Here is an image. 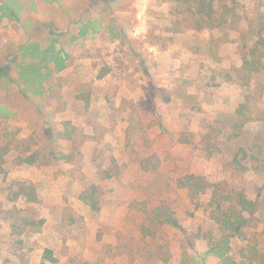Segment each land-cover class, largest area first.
Here are the masks:
<instances>
[{"label": "rangeland", "instance_id": "374dc122", "mask_svg": "<svg viewBox=\"0 0 264 264\" xmlns=\"http://www.w3.org/2000/svg\"><path fill=\"white\" fill-rule=\"evenodd\" d=\"M4 2L14 14L0 20V139H25L42 164L0 173V264H220L209 246L218 225L175 185L189 173L263 199L230 254L264 252V176L248 161L254 143L264 155V74L245 83L238 71L264 33V0ZM87 91L88 108L77 98ZM238 148L246 169L228 165ZM15 180L36 184L40 200L12 199ZM91 183L99 210L79 198ZM144 200L175 211L150 246ZM128 241L132 263L118 251Z\"/></svg>", "mask_w": 264, "mask_h": 264}, {"label": "trees", "instance_id": "16d2710c", "mask_svg": "<svg viewBox=\"0 0 264 264\" xmlns=\"http://www.w3.org/2000/svg\"><path fill=\"white\" fill-rule=\"evenodd\" d=\"M7 2H4L0 6V10L2 11L0 20L3 15L12 16L14 14L11 4ZM258 37L259 40L251 47L248 57L238 67L240 77L245 83L249 82L256 74H264V33H258ZM77 98L85 102L86 108L90 106V91L79 93ZM248 109V105L242 103L237 112L241 116H246ZM260 116L261 119H264V112L259 115V118ZM211 136L212 134L209 133L201 141L203 150L207 156H212L221 150L218 140L213 141ZM0 140V173L6 174L5 167L8 162L16 166L42 164L40 153L36 150L32 151L25 139L10 136L8 133H2ZM181 141L190 143L189 133L183 132ZM260 148L256 143L251 146L254 152L250 154L248 161L253 163L256 172L264 176V155ZM236 150L237 152L228 161V165L235 169L234 166L237 164L239 167L242 166V168L246 169L247 166L242 165L241 158H239V152L242 149L238 148ZM14 151H17V153L11 156ZM243 152H248V149L243 148ZM69 156L61 155L62 158L66 159H69ZM175 185L177 188L185 189L190 201L195 203L196 206L200 207L205 203L204 205L210 218L218 225L221 235L219 239L210 241L209 246L210 252L221 259L220 264H264V252L260 251L255 245L250 246V251L242 248L241 260H237L230 254L232 250L230 244L232 237L242 232V229L248 224L252 216L259 210L263 199L261 201L252 199L245 191L227 187L222 182H212L204 174L189 173L182 175L176 178ZM262 189H264V181ZM9 190L12 199L24 197L28 202L33 203L40 200L37 186L31 182L15 180L12 185H9ZM204 195H209L207 201L201 200V197ZM101 197L102 188L95 183L88 185L79 195V198L93 210L101 208ZM138 205L139 207L137 208L145 215V219L140 226L141 236L146 245L150 246L151 243L156 242L163 225L174 216L175 211L170 204L164 202L150 206L144 200L139 202ZM262 224L263 229L261 234L264 236V221ZM158 247L156 251H158ZM118 251L119 253L126 252L131 263L135 261V248L130 241L120 244ZM150 252L153 253L151 249ZM45 258L50 261H56L50 249L45 251ZM163 260L167 262L169 258L163 257Z\"/></svg>", "mask_w": 264, "mask_h": 264}]
</instances>
